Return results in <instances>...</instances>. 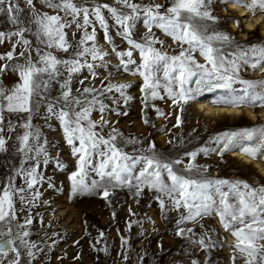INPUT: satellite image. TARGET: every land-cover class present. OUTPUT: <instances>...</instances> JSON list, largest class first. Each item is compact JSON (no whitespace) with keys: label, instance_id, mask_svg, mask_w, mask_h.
<instances>
[{"label":"snow or ice","instance_id":"obj_1","mask_svg":"<svg viewBox=\"0 0 264 264\" xmlns=\"http://www.w3.org/2000/svg\"><path fill=\"white\" fill-rule=\"evenodd\" d=\"M42 2L57 14L40 13L35 9L34 0H24L32 9L30 23L35 26L33 28L25 25L21 18L23 9L17 0H0V14H6L9 22L15 27L14 31L7 33L0 31V44L6 39L17 38L12 50L0 55V61H12L17 57H23L26 61L24 64L0 63V75L11 69L18 72L22 81L10 92H5L0 85V153L8 150L6 133L14 131L12 122H5V112L27 114L21 125L27 131L20 137V151L24 152L28 159H32L29 153L35 152L39 157L45 151L39 145L33 147L29 144L30 138L37 141L40 139L39 130L33 129L32 120L39 116L41 108H44L43 118H55L59 121L66 142L71 146L72 155L77 160L78 171L70 177L73 195L101 188L104 198H107L111 189L127 187L130 190L135 189L134 195L138 197L148 188L159 194L155 199L159 201L162 211L185 210L180 213L178 225L185 222L199 223L205 217L218 216L224 230L231 232L235 237L237 243L234 248L244 254L245 264H264V186L252 188L246 182L213 180L207 176L206 167L194 163L200 153H216L223 157L225 153L237 150L252 159H264V125L226 131L210 138L209 144H214L215 147H201L185 153L190 160L184 167L187 173L185 175L177 168L184 164V160H165L157 153L154 142L150 141L147 147L133 149V152L129 153L117 143L118 138L123 136L117 129L112 128L107 136L103 134V129L110 123L103 119L109 109L100 97L115 91L124 97L126 104L132 99L125 96L129 85H103L102 82L99 90L88 86L77 88L75 91L78 95L73 93L71 87L73 75L80 73L84 68H87L95 79L98 74L94 71L96 65L93 62L104 61L108 55L96 46L95 27H92L91 33L86 30L93 24L90 17H94L104 30L105 40L112 44L108 34L109 25L102 14L103 9H107L120 26L117 35L130 46L128 51H117L114 45L112 47V51L120 59L122 69L129 71L128 65L136 64L133 50H137L142 62L132 74L143 78L141 91L145 93V99L149 94L153 99H163L158 91L163 87L172 104L180 112V115L176 116L174 127H180L183 123L185 106L196 102L198 97L205 93L215 94L210 103L217 107L264 108V80L250 81L240 76L241 69L245 66L254 71L264 67V47L234 45L232 36L213 27L219 22V17L213 14L212 9L215 3L232 4L256 15L258 12H264V0H170V5L163 12L160 10L162 5H140L132 0H114L115 4L127 8L128 12L118 11L116 7L108 4L85 6L73 3V0ZM59 12L70 16L71 20L64 21ZM140 19H143L147 29L142 42L132 38L133 29ZM232 22L238 27L241 24L239 20ZM73 23L77 28L84 29V34L70 58L60 59L51 52H41L37 48V59H32V41L25 37V33L34 35L36 42L47 49L68 53L73 45L66 39L64 29L72 27ZM153 27L161 29L180 46L178 54L170 56L154 47L155 44L163 45V42L155 37ZM90 41L91 45L88 43ZM17 45L22 46L24 51L17 53ZM226 45L234 46L236 50L225 51ZM197 51L206 63L200 64L196 61L194 53ZM89 57L92 62H89ZM60 66H63V71ZM161 72L163 83L159 75ZM79 83L84 85L85 80L82 79ZM237 83L242 87L234 88L233 85ZM53 84H58L60 89L59 96L55 98L51 96ZM193 84L195 86L190 87ZM113 102L118 103L116 100ZM94 111L101 115L99 123L91 118ZM111 111L116 115L128 114L127 111L120 112L118 109ZM156 111L158 115H164L159 109ZM145 123H148L147 119ZM124 143L135 145L141 141L138 138H126ZM94 157L100 158L96 164L93 163ZM48 162L45 156L43 163L46 165ZM57 164L59 165V162ZM39 168L40 161L36 160L30 168L21 167L13 177L8 178V183L0 194V225H10L16 219L14 197L23 204L35 206L40 192H31L30 200L26 199V193L43 181V176L38 172ZM89 170L99 177V180L92 179L90 185L85 183ZM165 173L167 181L164 179ZM15 176L23 177L26 187H15ZM49 187L53 185L49 183ZM224 188H227V191ZM31 224L32 217L29 216L25 225H18L25 228L22 237L29 236L26 225ZM176 234L182 238L187 234H191V237L196 235L193 228L182 227L178 228ZM5 235L11 237V227L6 233L0 229V237ZM122 243L127 245L128 241L122 238ZM193 243L204 250L214 246L207 232ZM20 244L27 248L28 264H31L32 260L36 259V252L33 251L36 245L23 238L20 239ZM10 253H14L15 257L9 260V264H21V253L16 240L0 238V257H9ZM124 259H127V256ZM235 259L233 257L234 262ZM192 264H197V261H192Z\"/></svg>","mask_w":264,"mask_h":264},{"label":"rangeland","instance_id":"obj_2","mask_svg":"<svg viewBox=\"0 0 264 264\" xmlns=\"http://www.w3.org/2000/svg\"><path fill=\"white\" fill-rule=\"evenodd\" d=\"M17 2L23 9L21 18L25 21V25L34 28L35 26L30 23L32 9L24 3V0H17ZM132 2L140 5H162L161 12L170 5V0H132ZM73 3L85 6L108 4L116 7L118 11H129L127 8L115 4L114 0H73ZM34 5L36 11L40 13L57 14L56 11L47 7L42 0H34ZM229 5L215 3L212 6L213 14L219 17V22L213 27L217 31H223L232 36L234 45L264 47V37H262L261 31L245 32L242 21L237 19L238 14L229 11ZM249 13L252 18L264 17V12H258L256 15ZM102 14L109 25L108 34L112 39V44L105 40L104 30L94 17H90L93 24L89 25L86 30L91 33L92 27H95L96 46L108 55L104 61L93 62L96 65L94 71L98 74L95 79L89 74L87 68H84L80 73L73 75L71 87L73 93L78 95L75 91L77 88L88 86L99 90L102 87V82L103 85H129L125 90V96L132 99L128 100L126 104L124 97L115 91L100 97L109 109L104 114L103 119L110 123L103 129V134L107 136L112 128L121 132L123 136L118 138L117 143L124 148V151L132 153L133 149L147 147L150 141L154 142L157 153L165 160L171 161L182 158L184 164L177 166V168L180 173L187 175L184 167L190 160L185 153L201 147H215L214 144H209L210 138L226 131L264 125V118L253 120L248 116L205 117L197 107L198 102L204 103V106L217 107L210 103L215 94L205 93L198 97L196 102L185 106L186 110L182 115L183 123L180 127H174L176 116L180 115L179 109L172 104L163 87L158 89L163 99H153L150 94L145 99V93L141 91L143 78L132 74L142 62L139 52L133 50V59L136 64L128 65L129 71H124L120 65V59L112 51V47L114 45L117 51H128L130 46L126 40L117 35L120 26L116 24L111 13L107 9H103ZM59 15L64 21L71 20V17L65 16L63 12H59ZM234 20L241 22L239 27L232 22ZM80 22L82 23V17ZM231 23L235 25L234 30L231 29ZM14 30L15 27L9 22L8 16L0 14V31L7 33ZM64 31L66 39L73 45L68 53L57 49H47L36 42L34 35L25 33V37L32 41V59L34 61L37 59L35 55L37 48L41 52H51L60 59L70 58V54L75 50L84 34V29L77 28L73 23L72 27L65 28ZM146 34L147 29L144 27L143 19H140L133 29L132 38L142 42ZM153 34L163 42V45L155 44V48L170 56L179 53L180 46L170 36L164 34L161 29L153 27ZM16 39V37H12L11 40L6 39L3 44H0V55L11 51ZM88 43L89 45L92 44L91 41ZM224 50L234 52L236 49L234 46L226 45ZM16 51L17 53L22 52L24 48L17 45ZM194 57L198 63H206L198 51L194 53ZM89 62H92L90 57ZM0 63L24 64L26 61L23 57H17L12 61H0ZM60 67L63 71V66ZM64 75L66 76L67 73L65 72ZM159 75L163 83V73L161 72ZM240 76L242 79L250 81H262L264 80V67L254 71L245 66L241 69ZM82 79L85 80L84 85L79 83ZM21 83L18 72L11 69L0 75V85L5 92H10ZM194 86V84L190 85V87ZM233 87L239 89L242 86L237 83ZM59 94L58 84H53L51 96L55 98ZM114 100L118 103H114ZM242 108H249L256 115L261 112L264 113V108ZM112 109H118L120 112L127 111L128 114L116 115L114 111H111ZM156 109H159L164 115H158ZM44 113V108H41V114L32 120L33 129L39 130L40 139L37 141L30 138L29 144L33 147L39 145L45 151L39 157L36 156L35 152L29 153L28 155L32 159H28L25 153L20 151V137L27 131L21 125L24 123L27 114L4 113L6 124L11 121L14 131L6 133L8 150L0 153V194L7 185L9 177H13L21 167L30 168L36 160L40 161L38 172L43 176V181L26 193V199L30 200L31 192L36 190L40 192L39 199L35 201V206L23 204L14 197V206L17 209L16 219L10 225H0V229L5 233L11 227V237L5 235L0 238L16 240L21 253V264H28L29 261L27 248L20 244L21 238L36 245V248L33 249L36 252V259L32 260L31 264H192L194 260L197 261V264H245L244 254L234 248L237 243L235 237L231 235V232L224 230L219 217L216 215L205 217L199 223L185 222L178 225L180 213L185 210L162 211L159 201L155 199L159 194L148 188H145L138 197L134 195L135 189L130 190L127 187L111 189L107 198H104L101 188L73 195L70 177L78 171L77 160L72 155L71 146L66 142L59 121L55 118L45 120L43 118ZM91 118L99 123L101 115L94 111ZM145 119L148 121L147 124ZM194 129L195 131H193ZM126 138H138L141 143L125 145ZM231 152L234 151L225 153L223 157L216 153L209 155L200 153L194 163L206 167L208 169L207 176L213 180L225 179L246 182L252 188L264 186V178L258 174V171L252 166H246L232 159L230 157ZM237 152L239 151L237 150ZM45 156L49 161L46 165L43 163ZM99 159V157H94L93 163H98ZM252 160L264 165V159ZM61 165L62 167H60ZM92 179L99 180V177L89 170L85 183L90 185ZM164 179L167 181L166 173ZM168 182L170 183V181ZM22 183L25 184L24 178L15 176V186ZM49 183L53 187H49ZM224 190L227 191V188ZM29 216L32 217V224L26 225L29 236L22 237L25 228L18 227V225H25L26 218ZM129 224H131V228H129ZM181 227L193 228L196 235L191 237V234H187L183 238L178 236L176 233ZM206 232L214 245L208 250H204L198 244L193 243ZM122 238L128 241L127 245L122 243ZM125 256L127 259H124ZM14 257L15 254L10 253L9 257H0V261L2 264H9V260ZM233 257L236 258L235 262Z\"/></svg>","mask_w":264,"mask_h":264},{"label":"bare ground","instance_id":"obj_3","mask_svg":"<svg viewBox=\"0 0 264 264\" xmlns=\"http://www.w3.org/2000/svg\"><path fill=\"white\" fill-rule=\"evenodd\" d=\"M229 11L236 12L238 14V18L243 23L245 28V32H255L257 30L261 31L262 37H264V17L259 16L257 18H252L249 11L244 8L234 6L232 4L229 5ZM231 29H235V25L231 23ZM197 107L199 111L203 112L205 117L215 118L219 116L225 117H240V116H248L249 118L255 120V118H264V113L254 114L252 110L249 108H225V107H210L204 106V103L198 102ZM230 157L234 160L241 162L246 166H252L255 170L258 171V174L264 178V165L260 162L253 161L248 156H245L237 151L231 152ZM71 186V185H70ZM15 187H26L24 183L18 184Z\"/></svg>","mask_w":264,"mask_h":264}]
</instances>
